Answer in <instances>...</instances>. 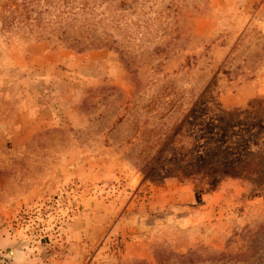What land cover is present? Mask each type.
Instances as JSON below:
<instances>
[{"label": "rangeland", "instance_id": "374dc122", "mask_svg": "<svg viewBox=\"0 0 264 264\" xmlns=\"http://www.w3.org/2000/svg\"><path fill=\"white\" fill-rule=\"evenodd\" d=\"M0 264H264V0H0Z\"/></svg>", "mask_w": 264, "mask_h": 264}]
</instances>
